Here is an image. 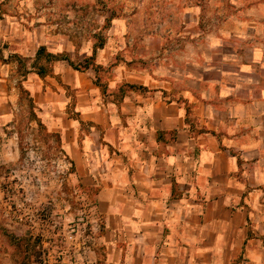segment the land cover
Returning a JSON list of instances; mask_svg holds the SVG:
<instances>
[{"label":"crops","instance_id":"obj_1","mask_svg":"<svg viewBox=\"0 0 264 264\" xmlns=\"http://www.w3.org/2000/svg\"><path fill=\"white\" fill-rule=\"evenodd\" d=\"M29 4L0 0V122L19 112L22 86L94 190L98 264H264V0L193 7L175 31L143 36V64L112 67L105 87L73 67L75 48L50 50L11 11ZM41 47L70 56L48 64ZM111 49L97 65L110 68Z\"/></svg>","mask_w":264,"mask_h":264},{"label":"rangeland","instance_id":"obj_2","mask_svg":"<svg viewBox=\"0 0 264 264\" xmlns=\"http://www.w3.org/2000/svg\"><path fill=\"white\" fill-rule=\"evenodd\" d=\"M210 1L30 0L26 11L17 6L11 11L46 35L50 50L75 48L70 54L77 66L92 57L79 54H94L100 45L117 52L110 68L90 61L105 87L112 67L127 60L133 68L143 64L133 54L143 36L175 31L190 9ZM118 22L127 24L125 34L115 27ZM21 102L12 121L0 122V264H98L103 225L94 210V190L75 176L57 137L38 126L27 94ZM11 236L25 239L28 252L16 249Z\"/></svg>","mask_w":264,"mask_h":264},{"label":"trees","instance_id":"obj_3","mask_svg":"<svg viewBox=\"0 0 264 264\" xmlns=\"http://www.w3.org/2000/svg\"><path fill=\"white\" fill-rule=\"evenodd\" d=\"M103 46L104 45H100L99 47H96L95 48V50H94V54H93V56L91 57V58H89V59H87L86 60V64L83 66V67H80V66H77V65H75L74 64V62H71L72 63V65H73V67L75 68V69H77V70H80V71H86V70H88V69H90V68H93L94 67V65L93 64H91V60H94V58H95V54H96V52H97V50L99 49V48H103ZM44 59L48 64H52V63H54V62H56V61H58V60H60V59H68L67 58V56H65V55H60V54H58V55H56V54H52V53H49V52H47V48L46 47H41L40 49H39V52H38V59ZM100 67H102V66H100ZM94 69V68H93ZM97 72V71H96ZM37 73L40 75V76H45L46 74H47V69L45 68V67H40L39 69H37ZM97 82H98V84H99V78H98V80H97ZM100 85V84H99ZM102 86V85H101ZM132 88H135L136 86H131ZM20 88H21V91L23 92V93H26L25 91H24V89L22 88V86H20ZM30 105H31V115L33 116V118H34V120L37 122V124H38V126L40 127V128H44V126L42 125V123L39 121V119L37 118V115L34 113V111H33V108H32V101H31V103H30ZM55 135V134H54ZM56 137H57V143H58V145L59 146H61V143H60V138H59V136L58 135H55ZM12 238H13V241H12V244H13V246L16 248V249H24V252H28V245H26V243H25V239H22V238H20V237H16V236H11Z\"/></svg>","mask_w":264,"mask_h":264}]
</instances>
